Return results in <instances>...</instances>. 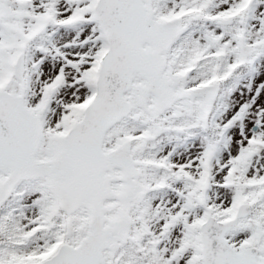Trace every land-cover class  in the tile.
<instances>
[{"label": "snow or ice", "instance_id": "1", "mask_svg": "<svg viewBox=\"0 0 264 264\" xmlns=\"http://www.w3.org/2000/svg\"><path fill=\"white\" fill-rule=\"evenodd\" d=\"M0 264H264V0H0Z\"/></svg>", "mask_w": 264, "mask_h": 264}]
</instances>
